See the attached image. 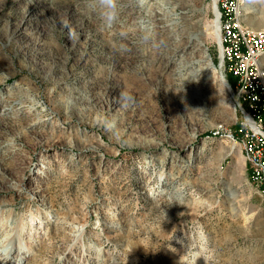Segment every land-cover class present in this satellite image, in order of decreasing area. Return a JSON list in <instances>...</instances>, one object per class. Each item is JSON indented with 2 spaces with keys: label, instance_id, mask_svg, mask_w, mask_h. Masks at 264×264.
<instances>
[{
  "label": "rangeland",
  "instance_id": "1",
  "mask_svg": "<svg viewBox=\"0 0 264 264\" xmlns=\"http://www.w3.org/2000/svg\"><path fill=\"white\" fill-rule=\"evenodd\" d=\"M241 11L264 28V0ZM101 12L0 0V264H264V191L212 133L242 119L212 0Z\"/></svg>",
  "mask_w": 264,
  "mask_h": 264
},
{
  "label": "built area",
  "instance_id": "2",
  "mask_svg": "<svg viewBox=\"0 0 264 264\" xmlns=\"http://www.w3.org/2000/svg\"><path fill=\"white\" fill-rule=\"evenodd\" d=\"M213 1L219 67L230 77L242 119L234 129L219 123L212 133L240 147L250 181L264 191V28L243 22L242 0Z\"/></svg>",
  "mask_w": 264,
  "mask_h": 264
},
{
  "label": "bare ground",
  "instance_id": "3",
  "mask_svg": "<svg viewBox=\"0 0 264 264\" xmlns=\"http://www.w3.org/2000/svg\"><path fill=\"white\" fill-rule=\"evenodd\" d=\"M152 1V0H151ZM159 1V0H158ZM143 2V1H142ZM157 2V1H156ZM161 2V1H160ZM164 2V1H163ZM162 3V2H161ZM142 4V3H141ZM153 8V7H152ZM157 9V8H156ZM212 9L215 13V5H214V1L212 0ZM152 10V9H151ZM154 10V9H153ZM154 13V12H153ZM145 14V13H144ZM152 15V14H151ZM150 15V16H151ZM156 17V16H155ZM154 19V18H153ZM139 20V19H138ZM150 20H152V18L148 17V18H144L142 20H140V25H141V29L143 31H147L148 30V27L149 25H146L145 23L149 22ZM162 21V20H161ZM152 23V22H151ZM143 24V25H142ZM168 24V23H167ZM134 25V24H133ZM135 26V25H134ZM136 28V27H135ZM213 30H214V34H215V37H216V41L218 43V27H217V18L215 17V19L213 20ZM138 29V28H137ZM163 29V28H162ZM173 30V29H172ZM150 31V30H149ZM171 46V45H170ZM171 48V47H170ZM169 48V49H170ZM176 49V48H175ZM140 54V53H139ZM185 54V50H182V53H181V56ZM135 57V55H134ZM141 58V57H140ZM181 60L182 59H186L185 57L182 56V58H180ZM179 59V60H180ZM187 61V60H186ZM190 61V60H189ZM198 61H203V63L200 64V66H198L196 69H194L193 71H190L188 73V76L189 77V80H192V78L196 77V76H202V77H205V76H209V73L210 70H213L214 69V66H213V63L210 59H208V57L206 56V54H203V57L194 61L193 62H198ZM181 62V61H180ZM143 63V62H142ZM193 64V63H192ZM145 66V65H144ZM150 66V65H149ZM152 66V65H151ZM179 66V65H178ZM181 68V67H180ZM165 69V68H164ZM183 69V68H182ZM177 72V71H176ZM220 81L221 83L225 86L226 90L229 91V86L225 83L222 75H220ZM231 92V91H230Z\"/></svg>",
  "mask_w": 264,
  "mask_h": 264
},
{
  "label": "clouds",
  "instance_id": "4",
  "mask_svg": "<svg viewBox=\"0 0 264 264\" xmlns=\"http://www.w3.org/2000/svg\"><path fill=\"white\" fill-rule=\"evenodd\" d=\"M98 6L102 10L101 15L111 21L115 18L117 10V0H98ZM123 95V94H122ZM128 97L125 95V99ZM199 258V257H196ZM207 264V258L204 257Z\"/></svg>",
  "mask_w": 264,
  "mask_h": 264
},
{
  "label": "water",
  "instance_id": "5",
  "mask_svg": "<svg viewBox=\"0 0 264 264\" xmlns=\"http://www.w3.org/2000/svg\"><path fill=\"white\" fill-rule=\"evenodd\" d=\"M224 79V78H223ZM225 81V80H224ZM226 83V82H225Z\"/></svg>",
  "mask_w": 264,
  "mask_h": 264
}]
</instances>
